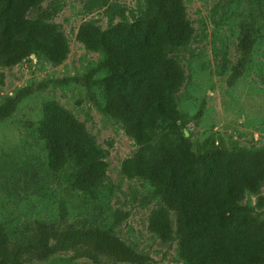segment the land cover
I'll use <instances>...</instances> for the list:
<instances>
[{"label":"trees","instance_id":"obj_1","mask_svg":"<svg viewBox=\"0 0 264 264\" xmlns=\"http://www.w3.org/2000/svg\"><path fill=\"white\" fill-rule=\"evenodd\" d=\"M42 3L0 0V66H16L32 54L56 66L66 61L69 41L52 21L57 8H43ZM86 6L105 8L109 19L105 29L85 20L77 31L87 50L102 52L101 60L80 75L34 79L19 87L0 101V122L54 83L86 87L102 113L121 123L137 145L135 154L123 160L122 173L149 181L150 198L162 202L150 213L149 231L163 242L178 241L180 258L187 264H264V217L242 203L264 185V147L229 149L211 139L196 143L185 133L192 122L199 123L203 106L192 117L178 108L175 94L185 74L179 60L166 54L168 47L186 45L193 36L184 0H146L142 14L119 22L115 17L126 14L121 3L87 0ZM258 8L241 24L240 57L229 85L244 74L262 35L264 9ZM4 82L1 72L0 88ZM96 87L103 91V105L92 94ZM37 132L45 142L50 169L70 165L73 188L93 193L99 187L106 177L108 151L70 110L46 102ZM127 217L128 212L116 210L106 227L85 221L67 224L68 208L61 202L58 222L39 219L26 230L12 231L0 223V264H32L58 253L95 264H148L150 255L137 251L116 231Z\"/></svg>","mask_w":264,"mask_h":264},{"label":"rangeland","instance_id":"obj_2","mask_svg":"<svg viewBox=\"0 0 264 264\" xmlns=\"http://www.w3.org/2000/svg\"><path fill=\"white\" fill-rule=\"evenodd\" d=\"M126 7L125 17L132 21L146 9V0H112ZM194 33L189 43L168 47L167 57L179 60L185 81L175 94L178 108L190 117L203 106V115L187 130L196 143L211 139L229 149L264 147V23L263 32L249 57L244 74L228 84L232 67L240 57L238 39L242 23L252 19L251 10L264 9V0H184ZM87 0H43L42 7L54 6L52 21L59 24L70 45L61 65H53L40 55L16 66L4 68L5 82L0 101L32 80L63 79L83 74L102 58L101 51H89L77 39L85 20L101 28L109 26L105 8L86 6ZM263 19V18H261ZM264 21V19H263ZM262 21V22H263ZM105 72H99L103 76ZM104 104L101 88L92 90ZM46 102H57L70 110L108 151L106 177L93 193L72 187L71 166L54 171L47 165L45 142L37 132ZM137 151L135 141L123 126L102 113L86 87L78 83H54L25 99L15 114L0 122V223L9 231L26 230L35 220H59V205L68 208L67 224L93 223L108 226L116 210L128 212L117 228L118 235L139 252L150 255L148 264H187L180 258L178 241L163 242L148 229L152 210L162 202L150 198L152 186L144 178H128L121 170L124 159ZM264 185L257 195L247 194L243 204L251 205L264 217ZM175 219V218H174ZM32 264H95L71 253H58Z\"/></svg>","mask_w":264,"mask_h":264},{"label":"water","instance_id":"obj_3","mask_svg":"<svg viewBox=\"0 0 264 264\" xmlns=\"http://www.w3.org/2000/svg\"><path fill=\"white\" fill-rule=\"evenodd\" d=\"M32 57H35V54H32ZM185 133H186L187 136L189 135V132H188L187 129H185Z\"/></svg>","mask_w":264,"mask_h":264}]
</instances>
